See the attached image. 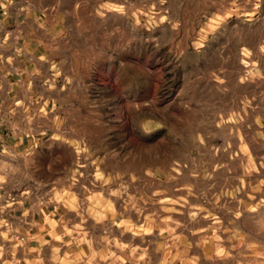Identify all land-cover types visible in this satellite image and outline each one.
<instances>
[{
    "label": "rangeland",
    "instance_id": "1",
    "mask_svg": "<svg viewBox=\"0 0 264 264\" xmlns=\"http://www.w3.org/2000/svg\"><path fill=\"white\" fill-rule=\"evenodd\" d=\"M62 7L78 166L42 245L0 177V264H264V0Z\"/></svg>",
    "mask_w": 264,
    "mask_h": 264
},
{
    "label": "crops",
    "instance_id": "2",
    "mask_svg": "<svg viewBox=\"0 0 264 264\" xmlns=\"http://www.w3.org/2000/svg\"><path fill=\"white\" fill-rule=\"evenodd\" d=\"M63 1L79 0H0V177L37 175L16 181L5 200L30 246L43 244L48 233L40 227L59 215L52 196L79 161L70 115L80 107L64 88L75 78L66 69L69 38L60 32L72 29L62 24Z\"/></svg>",
    "mask_w": 264,
    "mask_h": 264
}]
</instances>
